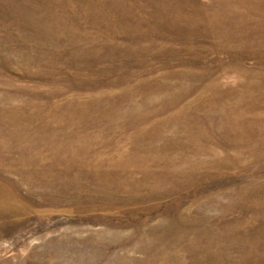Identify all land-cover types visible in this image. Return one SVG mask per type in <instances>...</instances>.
<instances>
[{
	"label": "rangeland",
	"instance_id": "rangeland-1",
	"mask_svg": "<svg viewBox=\"0 0 264 264\" xmlns=\"http://www.w3.org/2000/svg\"><path fill=\"white\" fill-rule=\"evenodd\" d=\"M0 264H264V0H0Z\"/></svg>",
	"mask_w": 264,
	"mask_h": 264
}]
</instances>
